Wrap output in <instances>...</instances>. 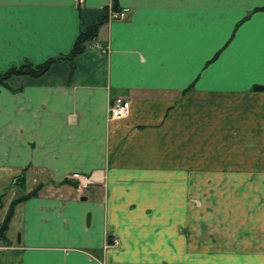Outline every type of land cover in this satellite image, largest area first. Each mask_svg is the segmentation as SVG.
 Wrapping results in <instances>:
<instances>
[{"label": "crops", "instance_id": "crops-1", "mask_svg": "<svg viewBox=\"0 0 264 264\" xmlns=\"http://www.w3.org/2000/svg\"><path fill=\"white\" fill-rule=\"evenodd\" d=\"M115 2L73 62L0 87V192L43 185L0 264H264V0H0V73L69 54Z\"/></svg>", "mask_w": 264, "mask_h": 264}, {"label": "trees", "instance_id": "trees-1", "mask_svg": "<svg viewBox=\"0 0 264 264\" xmlns=\"http://www.w3.org/2000/svg\"><path fill=\"white\" fill-rule=\"evenodd\" d=\"M110 11H113V12L120 11L119 6L116 2L111 10L109 9L105 10L103 17L97 23H95L93 26L88 28L86 31H82L79 34L74 44V47L69 54L59 55L58 57L51 58L42 64H33L31 61H24L19 66H12L8 70L0 73V87L11 88L9 83L13 78H16V77H28L32 79L41 78L42 76L47 74L52 69L53 66L63 61L73 62L77 57H79L85 52V50L91 43H94L97 41L98 34H99L101 27L109 21ZM25 181L26 179L22 175L14 179V181L12 182V185H16L22 191H24ZM42 189H43V185H39L31 192L26 193L21 197H18L11 203L5 219L3 220V222H0V242L10 245V242L6 238V234L9 229V225L13 217L15 208L23 202H26L30 199L38 197ZM2 207H3V204L0 203V210L2 209Z\"/></svg>", "mask_w": 264, "mask_h": 264}, {"label": "built area", "instance_id": "built-area-1", "mask_svg": "<svg viewBox=\"0 0 264 264\" xmlns=\"http://www.w3.org/2000/svg\"><path fill=\"white\" fill-rule=\"evenodd\" d=\"M78 3L83 4L84 0H78ZM127 18L125 11L109 13V20L122 21ZM131 109V102L124 98L115 99L109 108V117L114 121H121L129 116ZM70 180L75 181L78 184V189L82 192L87 191L92 185L95 184L94 179L91 176L83 175L80 173H74L70 176Z\"/></svg>", "mask_w": 264, "mask_h": 264}, {"label": "rangeland", "instance_id": "rangeland-1", "mask_svg": "<svg viewBox=\"0 0 264 264\" xmlns=\"http://www.w3.org/2000/svg\"><path fill=\"white\" fill-rule=\"evenodd\" d=\"M10 87L11 88H9V90L12 91L13 93L21 91V88H15V87L13 88L12 86H10ZM77 188H78V184H77ZM26 193H27L26 189L24 191H22L18 186L12 185V183H10L5 190L0 192V203L3 204V207L0 210V221L1 222H3L4 218L6 217L8 210H9V206L11 205V203L15 199L23 196ZM1 246H5V244L3 242H0V247Z\"/></svg>", "mask_w": 264, "mask_h": 264}, {"label": "water", "instance_id": "water-1", "mask_svg": "<svg viewBox=\"0 0 264 264\" xmlns=\"http://www.w3.org/2000/svg\"><path fill=\"white\" fill-rule=\"evenodd\" d=\"M255 90H262V87H255Z\"/></svg>", "mask_w": 264, "mask_h": 264}]
</instances>
